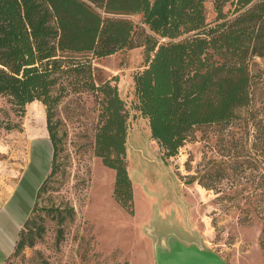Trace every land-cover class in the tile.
Segmentation results:
<instances>
[{
    "label": "trees",
    "instance_id": "obj_1",
    "mask_svg": "<svg viewBox=\"0 0 264 264\" xmlns=\"http://www.w3.org/2000/svg\"><path fill=\"white\" fill-rule=\"evenodd\" d=\"M208 2L216 14L212 21ZM141 47L145 67L134 77L135 109L148 120L153 140L169 159L186 143L198 142L201 131L206 151L187 183L213 191L220 203L234 198L224 187L230 156L224 133L252 102V59L264 57V0H0V96L21 113L41 103L54 149L36 200L54 190L61 140L56 111L71 91L85 90L102 95L95 156L115 170L114 198L133 213L126 158L130 111L117 84L94 80L93 61ZM59 213L63 224L67 218ZM24 224L16 252L42 236V230L34 233L31 216Z\"/></svg>",
    "mask_w": 264,
    "mask_h": 264
},
{
    "label": "rangeland",
    "instance_id": "obj_2",
    "mask_svg": "<svg viewBox=\"0 0 264 264\" xmlns=\"http://www.w3.org/2000/svg\"><path fill=\"white\" fill-rule=\"evenodd\" d=\"M207 14L210 21L216 18L212 2L207 3ZM144 50L125 49L93 61L94 80L117 84L130 111L126 158L133 213L114 198L115 170L95 156L102 95L71 91L54 117L61 138L51 180L54 190L35 200L30 215L34 233L42 230V236H35L34 246L14 251L5 264H159L160 253L173 255L174 236L205 251L215 264H264V57L252 59L250 106L239 110L238 125L224 133L230 150L224 187L234 198L220 203L213 191L198 182L187 183L186 176L194 174L204 158L202 132L196 133L198 142L186 143L167 159L151 136L148 120L135 109L134 77L145 67ZM27 111L26 106L19 112L10 99L0 96V185L18 180L25 171L26 206L47 166L34 155L35 123ZM216 135L209 133L213 141ZM190 158L192 172L186 169ZM60 211L67 218L63 224ZM182 243L175 241V246Z\"/></svg>",
    "mask_w": 264,
    "mask_h": 264
},
{
    "label": "crops",
    "instance_id": "obj_3",
    "mask_svg": "<svg viewBox=\"0 0 264 264\" xmlns=\"http://www.w3.org/2000/svg\"><path fill=\"white\" fill-rule=\"evenodd\" d=\"M35 141L34 155H40V152L43 151L46 156L45 161H47V166L42 175L43 180L38 184L39 188L50 172L53 145L48 130L47 135L36 134ZM24 182L25 171L21 173L18 180L3 181V184L0 185V264H5L15 251L20 231L34 209L38 188L35 196L28 199L29 204L26 206L27 193L24 190Z\"/></svg>",
    "mask_w": 264,
    "mask_h": 264
},
{
    "label": "water",
    "instance_id": "obj_4",
    "mask_svg": "<svg viewBox=\"0 0 264 264\" xmlns=\"http://www.w3.org/2000/svg\"><path fill=\"white\" fill-rule=\"evenodd\" d=\"M175 237V236H174ZM171 239L173 255H165L160 253L159 256V264H187L190 257H195L198 264H215L214 259L207 256L205 251H202L197 246H186L181 241L177 239ZM175 241L182 243V247L180 245L175 246Z\"/></svg>",
    "mask_w": 264,
    "mask_h": 264
},
{
    "label": "bare ground",
    "instance_id": "obj_5",
    "mask_svg": "<svg viewBox=\"0 0 264 264\" xmlns=\"http://www.w3.org/2000/svg\"><path fill=\"white\" fill-rule=\"evenodd\" d=\"M28 118L34 121L35 123V130L34 133L36 134H46L47 135V129H45V118L46 114L44 113L43 107L37 103L34 102L31 105L28 106ZM44 161L46 160V156L44 155V152L41 151L39 155ZM45 170V167H43V172ZM195 258V257H194ZM193 257H190L187 264H198L196 259Z\"/></svg>",
    "mask_w": 264,
    "mask_h": 264
}]
</instances>
